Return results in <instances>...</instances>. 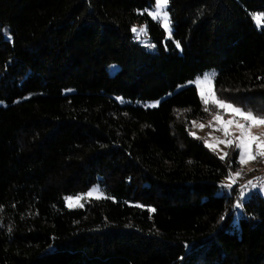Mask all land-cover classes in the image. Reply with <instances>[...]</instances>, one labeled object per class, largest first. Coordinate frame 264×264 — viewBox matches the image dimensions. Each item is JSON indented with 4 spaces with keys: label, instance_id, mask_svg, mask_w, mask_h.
I'll return each mask as SVG.
<instances>
[{
    "label": "trees",
    "instance_id": "obj_1",
    "mask_svg": "<svg viewBox=\"0 0 264 264\" xmlns=\"http://www.w3.org/2000/svg\"><path fill=\"white\" fill-rule=\"evenodd\" d=\"M154 4L0 0V264H264V197L227 192L238 150L190 135L205 105L176 91L214 71L264 113V0H170V39Z\"/></svg>",
    "mask_w": 264,
    "mask_h": 264
},
{
    "label": "rangeland",
    "instance_id": "obj_2",
    "mask_svg": "<svg viewBox=\"0 0 264 264\" xmlns=\"http://www.w3.org/2000/svg\"><path fill=\"white\" fill-rule=\"evenodd\" d=\"M154 10L155 8L153 7L151 11H154ZM159 12H160V15L156 20H158L163 25L164 23L163 13L168 12V5L166 7H162L161 9H159ZM168 20H169V26L171 27V30H172L171 31V37H172L173 28L171 26L169 14H168ZM144 25L145 24H139L136 26L138 30L135 33L133 32L134 38L141 45L147 47L149 51L154 52L155 48L149 47V45L151 44V41H150L147 30L146 31L139 30ZM166 35H168L167 32H166ZM7 38L9 37L7 36ZM118 70H119L118 66H111L109 68V72L111 75H114ZM205 76L208 77L207 80H204ZM215 77H216V73L214 71H207L202 76L197 77L194 81L188 82L185 85H181L176 89V91H179L187 86H195L198 90L200 97L202 93L204 100L208 101L207 104H204L205 108H207L205 119L203 121L195 122L193 124L192 133L195 134L194 137L202 140L204 143L207 142V144L209 145L207 147L215 151L219 157L224 156L225 153H227V156H228L231 150H238V152L241 151V149L236 147V145L241 142V138H242V130L239 127H237V124H245V129L243 130V139L245 142H247L250 136H256L261 141H264V125H257L249 121H245L238 114L232 112L231 109L226 110L215 102L217 100H223L215 92V88H214ZM160 102L161 101L149 102L146 104V106L147 107H158ZM228 103H231V102H228ZM231 104L234 105L235 107H238L233 103ZM217 115L220 116V120L215 119ZM229 120L233 121V123L227 124L226 122ZM225 127L228 128L227 135H225V132H224ZM228 140L232 141L231 145H228L227 143H225ZM252 152L253 154L256 155V158L251 159L247 155V152H245L246 162L241 165V170L239 171L240 174L232 175L225 182V185L231 184L233 187L234 185L237 184L236 190H239L238 187L242 188V190L245 191V193L242 192L244 197L248 196L250 193L254 191H259L261 195L264 197V186L261 187L260 189L255 188L254 186L250 188L249 190L243 189L245 184L249 180L252 181L260 170H264V155L259 154L261 152H264V149H257L255 143H253ZM231 189L227 188V192L230 193ZM90 191H92V194L87 195V193H89ZM90 191L77 196V197H80L79 200L75 199V197H72L74 199H72L71 201L67 200L69 207L71 208L81 207L84 201L90 198H100L101 197V193L98 188L94 187ZM239 213L240 211L236 212L235 214L236 218L239 217Z\"/></svg>",
    "mask_w": 264,
    "mask_h": 264
},
{
    "label": "snow or ice",
    "instance_id": "obj_3",
    "mask_svg": "<svg viewBox=\"0 0 264 264\" xmlns=\"http://www.w3.org/2000/svg\"><path fill=\"white\" fill-rule=\"evenodd\" d=\"M169 3H170V0H155V4H154L155 10L154 11H148V9H145L144 12H148V15L152 16L153 19H157L159 17V15H160L159 9H161L162 7H166L167 5H169ZM163 16H164V23L161 26L165 28V31L168 34L165 37V39H169V38H171V31L172 30H171V27L169 26L168 12H164L163 13ZM261 16H264V13L254 14L253 15V19L256 20L257 22H259V18ZM137 30L138 29L135 26L132 27V31L134 33ZM139 30L140 31H146L147 30V25L142 26ZM175 43H176V47L179 48L180 47V43L178 41H176ZM149 47L155 48L156 45L155 44H150ZM207 79H208V77L205 76L204 77V80H207ZM198 87H199V85H198ZM201 99L204 102V104H207L208 103L207 100H204V97H203V94L202 93H201ZM215 102L217 104H219L221 107H223L224 109H226V110L231 109L232 112L238 114L245 121H249V122L254 123V124H257V125H264V113H254L251 109L244 110L242 108L235 107L231 103H228L227 101H224V100H217ZM186 111H190V109L189 110H186ZM205 111H207V108H205ZM215 119L220 120V116L217 115L215 117ZM193 123H195V122L193 121ZM226 123L227 124H232L233 121L229 120ZM237 127H239L242 130V138H241V142L236 145L237 148L241 149V151L239 152V154L236 156V162L238 164H241L242 165V164H244L246 162L245 161V152H247V155L251 159H255L256 158V155L253 154V152H252V145H253V143H255L257 149H264V141H261L256 136H250L248 138L247 142H245L244 139H243V130L245 129V124H237ZM224 132H225V135L228 134V128L227 127L224 128ZM190 135L195 136L194 133H190ZM225 143H227L228 145H231L232 144V141L231 140H228ZM205 144H206V146H209L207 144V142H205ZM259 154L260 155H264V152H261ZM225 156H227V153H225L224 156H221L220 159L223 160ZM229 167H231V165H229ZM235 174L236 175H239L240 172L237 171ZM248 184L251 185L252 184V181L249 180L248 181ZM224 187H227V188L231 189L232 188V185L229 184V185H226ZM91 194H92V191H90L89 193H87V195H91ZM67 199L69 201H71L74 198L68 197ZM75 199L79 200L80 197H75ZM242 207H243V200L240 199V198H238L237 199V202L233 205V211L235 212L237 209H241ZM221 219L223 220L224 217L222 216ZM10 230L11 229H9V231Z\"/></svg>",
    "mask_w": 264,
    "mask_h": 264
},
{
    "label": "built area",
    "instance_id": "obj_4",
    "mask_svg": "<svg viewBox=\"0 0 264 264\" xmlns=\"http://www.w3.org/2000/svg\"><path fill=\"white\" fill-rule=\"evenodd\" d=\"M255 187V188H261L264 186V170H260L257 175L255 176V178L252 180V184L249 185L248 182L245 184L244 188L243 189H246V190H249L250 188L252 187ZM238 191L242 194L245 193V191L242 190V188H239L238 187ZM243 195V194H242Z\"/></svg>",
    "mask_w": 264,
    "mask_h": 264
}]
</instances>
